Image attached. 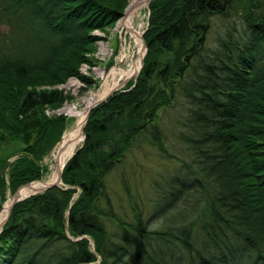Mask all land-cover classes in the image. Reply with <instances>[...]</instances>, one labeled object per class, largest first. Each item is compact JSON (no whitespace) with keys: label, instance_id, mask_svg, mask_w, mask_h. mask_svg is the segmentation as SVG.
Returning a JSON list of instances; mask_svg holds the SVG:
<instances>
[{"label":"trees","instance_id":"trees-1","mask_svg":"<svg viewBox=\"0 0 264 264\" xmlns=\"http://www.w3.org/2000/svg\"><path fill=\"white\" fill-rule=\"evenodd\" d=\"M127 5L0 0V208L7 192L49 171L43 161L69 118L47 111L74 100L59 85L70 77L92 85L79 67L93 64L94 31L106 33ZM148 8L139 75L91 108L61 184L13 205L0 264H264V0H151ZM217 19L229 32L210 48ZM172 107L184 156L149 216L165 227L151 231L137 204L126 222L101 201L141 137L167 153L157 118ZM103 215L117 220L120 241Z\"/></svg>","mask_w":264,"mask_h":264},{"label":"rangeland","instance_id":"rangeland-1","mask_svg":"<svg viewBox=\"0 0 264 264\" xmlns=\"http://www.w3.org/2000/svg\"><path fill=\"white\" fill-rule=\"evenodd\" d=\"M128 2H130V0H128ZM148 4L149 2L143 3L142 7L137 9L133 19L130 21L132 28H138V30L141 31L142 38L148 27ZM120 20L121 18H119L114 26L109 28L106 33L97 30L94 31V34L100 36V39L94 43L96 46V52H94L95 55L94 53L89 54V56L94 59L91 62L93 64L87 65V63H82L79 67V70H82V74L85 75V73H88L89 77L95 79L96 86L93 87L92 85L91 87L86 88L84 81L76 78L69 79L62 89L65 91L69 90L74 97V100L71 102H65L60 109L54 112L52 110L47 111L49 115L58 113L64 114L69 118L65 132L73 126L75 121V116L70 115L66 108H71L72 110L79 112H87V108L91 106V104H87L88 102L94 103L97 100L104 99L97 98L96 94L105 82L108 84L115 83L118 86L115 89L123 90L128 83L135 80L140 73L143 64L142 60L147 51V47H140L138 42L134 40L131 35L132 33L129 32L128 28L120 24ZM223 22V20L217 19L212 25L207 37L208 47L213 48V46L216 45L218 36L226 37L229 32V25L226 22H224L225 24H222ZM0 28L3 31L5 30L4 27ZM139 49L143 52V57L141 59L142 63L139 62V68L137 69V71L139 70V73L136 77L135 75L137 71L128 76L125 72H128L133 61L138 59ZM86 65L88 67H86ZM127 78L129 79L124 83ZM80 81L84 85H80ZM178 111V107L165 108L160 110L159 117L157 118V122L163 132L162 142L167 153L162 154L156 144L150 142L146 137H141V140L129 153H127L124 160L119 163L107 177L106 192L109 200L104 199L101 201V208L106 213L111 209L118 219L126 222H133L135 220V213L132 207L137 204L142 210V224L145 225L147 230L154 231L165 227V221L163 218L149 219V216L151 215V212L155 210L157 204L156 201L158 199L157 195L160 188L165 187V182L171 176L174 168L178 166L176 157L184 156L185 146L178 139L181 128L178 124V116L180 115ZM61 140H59V142L53 147V149L56 148L54 150L52 149L53 151H51L43 161L48 166L49 171L44 174L41 181L48 180L51 176L52 169H54L53 167L56 166V160L52 153L57 149ZM13 145L15 146V143H13L12 146ZM12 146L7 147V149L12 151ZM1 154H4L3 150H0V155ZM12 159L13 158H11V160ZM60 184L61 183H58L57 185ZM11 196L12 194L7 192L6 200ZM107 201L110 202V208L107 205ZM179 213H181L180 210L173 214ZM173 214L170 215L175 216ZM103 216L108 231L116 234L114 239L120 241L121 229L118 226L117 220L109 218V216ZM160 245L161 249H163L164 244ZM177 254L180 255V253ZM133 258H135V256H133ZM123 260L124 261L120 264H127L126 262L129 261L128 257H124ZM170 261L171 264L177 263V260ZM178 264H189L188 258L186 257L184 261H179ZM235 264L239 263L236 262Z\"/></svg>","mask_w":264,"mask_h":264},{"label":"bare ground","instance_id":"bare-ground-1","mask_svg":"<svg viewBox=\"0 0 264 264\" xmlns=\"http://www.w3.org/2000/svg\"><path fill=\"white\" fill-rule=\"evenodd\" d=\"M147 2V0H130L129 5H127V8L125 10V13L120 20V24L124 25L128 28L129 32H131L134 40L138 42L140 47H143V42L141 38V31L138 30V28H132V25L130 21L133 19V16L137 9L142 7L143 3ZM126 47V46H125ZM144 48V47H143ZM142 48V49H143ZM143 52L141 49L138 51V59L136 61H133L131 68L128 72H125L126 75H131V73L136 72L139 68V62L141 63ZM118 86L114 84H108L104 83L102 85V88L97 92L96 97L97 98H106L109 97L111 94V91H113ZM93 102H88L87 104H92ZM67 112L70 115L75 116V121L73 126L67 130L62 140L60 141L57 149L52 153L53 157L56 160V166L53 167L51 172V176L46 181H36L31 183L28 187H25L21 189L20 191V197L28 196L32 193H35L39 191L44 185L46 184H52L55 182H58V171L62 168V166L66 163V161L73 155L76 148L79 146L80 142L83 140V134H82V126L86 118V112H79L74 111L71 108H66ZM11 204V197L6 200V202L3 204L2 208L0 209V226L2 225L3 221L5 220L8 208Z\"/></svg>","mask_w":264,"mask_h":264},{"label":"water","instance_id":"water-1","mask_svg":"<svg viewBox=\"0 0 264 264\" xmlns=\"http://www.w3.org/2000/svg\"><path fill=\"white\" fill-rule=\"evenodd\" d=\"M147 2H150V0H147ZM141 38H142V37H141ZM142 42H143V47L146 48V44H145V41L143 40V38H142ZM142 57H143V56H142ZM142 61H143V60H142ZM141 63H142V62H141ZM138 73H139V70L136 72L135 77L138 75ZM128 79H129V78H127V79L124 81V83H125ZM124 83H123V84H124ZM116 90H117V89L111 91V93H113V92L116 91ZM111 93H110V94H111ZM105 99H106V98H104V99H100V100L96 101L93 105H91L90 107H88L87 112H86V118H85V121H84L83 126H82L83 139H84V136H85L84 133H83V127H84V125H85V123H86V121H87V118H88V115H89V113H90L91 108H92L93 106L97 105L98 103H100L101 101L105 100ZM61 139H62V137H61ZM61 139H60V140H61ZM64 165H65V164H64ZM64 165H63L62 168L58 171V182H55V183H52V184H46V185H44L39 191H37V192H35V193L42 192V191H44V190H46V189H48V188H50V187H52V186H54V185H57L58 183H61V173H62V170H63ZM33 182H36V181H33ZM33 182H30V183H27V184H24V185L20 186V187H19V188H18V189L12 194V196H11V204H10V206H9V208H8L7 216H6L5 220L3 221L2 225L0 226V231H1L3 225L6 223L8 217H9V214H10V212H11V209H12L13 205H14L15 203H17L18 201H21V200H23V199L29 197L30 195L35 194V193H32V194H30V195H28V196L20 197V191H21V189H23V188H25V187H28V186H29L31 183H33ZM91 244H92V242H91Z\"/></svg>","mask_w":264,"mask_h":264},{"label":"built area","instance_id":"built-area-1","mask_svg":"<svg viewBox=\"0 0 264 264\" xmlns=\"http://www.w3.org/2000/svg\"><path fill=\"white\" fill-rule=\"evenodd\" d=\"M94 55H95V53H94ZM87 65H88V64H87ZM87 65H86V67H88ZM86 71H87V70H86ZM81 72H82V70H81ZM85 75H88V73H85ZM88 76H89V75H88ZM71 78H76V77H71ZM71 78H70V79H71ZM76 79H78V78H76ZM79 84H80V85H84V84L81 83V81H80Z\"/></svg>","mask_w":264,"mask_h":264}]
</instances>
